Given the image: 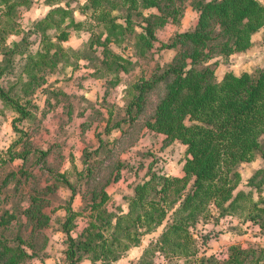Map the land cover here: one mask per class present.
I'll list each match as a JSON object with an SVG mask.
<instances>
[{"label": "trees", "instance_id": "1", "mask_svg": "<svg viewBox=\"0 0 264 264\" xmlns=\"http://www.w3.org/2000/svg\"><path fill=\"white\" fill-rule=\"evenodd\" d=\"M36 1L0 0V115L15 113V137L7 149L0 148V264L44 260L56 229L65 235V264L86 258L114 264L159 226L158 239L130 264H153L156 255L168 264H264L262 245L233 244L226 257L199 255L193 232L227 214L244 216L264 230V196H253L264 189V167L245 181L249 191L238 190L241 165L264 158V67L240 74L225 68L222 77L218 74L233 54L254 46L264 27V0H86L79 6L84 19L75 16L76 0H45L48 13L22 26L21 7ZM188 6L197 23L157 46V32L168 24L181 26ZM81 30L89 33L81 47L64 44ZM12 34L19 39L9 43ZM160 49L174 55L162 63L155 54ZM153 57L154 67L146 61ZM82 62L90 69L83 79L104 81L98 106L83 105L82 98L75 106L76 94L63 83ZM121 85L123 103L111 99L112 89ZM158 85L162 97L144 126L164 134L163 148L176 140L186 146L183 172L172 174L154 159L142 162L136 173L145 167L147 172L130 183L124 212L108 186L122 179L127 163L120 158L103 183L99 170L113 155L118 140L113 131L125 134L140 124L148 95ZM38 91L44 95L42 107ZM60 105L70 117L92 108L95 117L81 127L84 132L102 128L96 145L85 146L80 164L73 152L65 153V142L42 138L44 117ZM66 159L70 168L62 170ZM77 195L83 204L75 209ZM59 209L66 210L64 218ZM81 217L88 223L74 236Z\"/></svg>", "mask_w": 264, "mask_h": 264}, {"label": "crops", "instance_id": "2", "mask_svg": "<svg viewBox=\"0 0 264 264\" xmlns=\"http://www.w3.org/2000/svg\"><path fill=\"white\" fill-rule=\"evenodd\" d=\"M85 2H86V0H76V1H73V3H72L75 16L78 19H84L85 18V15H83L81 13L80 8H79V6H81V4H84ZM50 8H51V5L48 4L45 0H37L34 4H32L30 6L21 7L22 17H21V23L20 24L22 26L31 25L35 20L43 18L48 13ZM38 9H39V11H38ZM184 19H185V17H184ZM184 19H183V22H184ZM197 20H198V15H197V19H196V22L194 23V25L197 23ZM181 29H185V28H181ZM85 33H87L88 36L86 39H83L80 42V45H82L89 38V33L85 30L73 32V35L70 37L69 40L65 41L64 44L71 45L73 41L80 39L81 36H83V34H85ZM18 39H19L18 35L12 34L11 37L9 38V43L14 42L15 40H18ZM73 47H75V46H73ZM252 49H253V47L247 51L235 53L231 56V58L243 57V56L247 57V55H249L251 53ZM85 64H86L85 62H82V65H81V68H83L85 71L84 75L88 70H90L89 68H87V66ZM81 68H79L78 70H75L72 73L68 72V75L69 76L71 75L72 78H70L67 81V83H65V81L63 83L66 86V88L69 91H71L73 94H76L74 88L76 90H79L82 93H84L85 96H84L83 100L85 101L87 106L91 107L92 106L91 104L98 106L99 105L98 102H100V104H101V102L104 100V94L106 91V88L104 86V81L101 79L84 78L85 80L89 81V83L86 84V86H88V87H86L84 89H79L82 86L76 85V82L81 83L80 82L81 77H79V75H82L81 74L82 72H80ZM223 73H224V71H223ZM77 77H79V79L75 80ZM54 79H55V76L50 77L49 81H52ZM95 83H97V84L99 83L101 85L100 91H99V88H97ZM91 84H92V88L90 86ZM122 86L125 87L124 85H122ZM99 92H100V94H98ZM35 96H36L37 103L42 107L44 105V95L40 91H38ZM77 100H79L78 96L76 98V101ZM76 101H74L75 106H78L79 101H77V102ZM117 101L123 103L122 99L117 100ZM61 106H63V105H60L55 111L48 113L44 117L42 138L46 141H55L58 138L63 143L65 142L66 143L65 153L69 154L70 152H73L78 158L77 163L80 164V159L83 155V150H84L85 146L88 143H93L96 145V143L98 142V138L96 136L97 130L99 131L102 128L95 126V128L88 129L86 132L83 131V129L81 127V123L88 120V119L91 120L95 117V114H94V111L92 110V108L91 109L88 108L87 110H85V112H82L79 115H78V113H75V115L70 117L69 115L65 114L64 108ZM14 114L15 113L13 111H11V112H6L5 116L0 115V148L1 149H7L15 137V132H14L13 125H12V119H13ZM95 123H97V122H95ZM62 124H67V125H65V127H62ZM143 133H145V132L143 131ZM126 134L127 133L123 134L122 130L116 129L113 131L112 137L114 136V137L118 138V140H119V137H123ZM147 134H148V137L150 135H153V138H155L157 136V137H159V140H161V141L164 138V134H162V133H155V132L148 131L144 135L147 136ZM103 137H107V135L103 134ZM116 143H117V141H116ZM185 148H186V146H185ZM185 148H184V150H185ZM18 163H19V161L15 160L14 164H18ZM183 164H184V162H182L180 160L181 166L179 168V171L170 172V173L175 174V175H181L183 172ZM70 165H71L70 160L66 159L62 170L69 169ZM263 167H264V158L261 156H258L257 158H255L250 163H243L241 165V172L243 174V182L241 183V185H239L238 190L243 189L245 191H249L250 187L244 185L245 181H247L248 178L253 176L257 170H259ZM146 172H147L146 167L143 168L142 170H140L139 171V175H140L139 178L143 177L146 174ZM118 181L119 180H117L115 182H118ZM113 182H111V184L108 186V191L111 193V195L113 197L112 199H113L115 205H121L123 211L128 212V209H129L128 201L125 199V195L131 194L133 192L132 187L130 185V183L133 181H130L128 183V190L123 192L122 198H116V196L112 192L111 186L114 184ZM253 196H254L255 200H258L260 198V196H264V189L262 192L254 191ZM82 204H83L82 196L77 195L73 200V207L75 209H78L81 207ZM111 207H113V206H111ZM57 215H59L61 218H64L66 215V210L65 209H59L57 211ZM211 221H209V223L201 224V226L205 227V229H203V231H206V234H204V235H206L207 238H210L212 236L211 234H209L210 232H207L208 230L206 228V227H209L211 225L210 224ZM213 221L216 223V225L219 227V229L222 230V232L219 233V235L217 237L218 241H215L213 243V245H215V244L218 245V250H221L222 256L226 257L228 255V249L233 244H240L244 247H248L250 245H262V246H264V230L262 229V227L259 224H255L254 222L250 221L249 219L245 220L244 216L235 215V214L234 215L233 214H227V215L221 216L217 220H213ZM87 223H88L87 218L81 217L78 221L77 227L72 232L73 235L79 236L81 234V232L83 231L84 227L87 225ZM212 226H213V224H212ZM162 230H163V226H159L154 231L147 233L143 237V239L139 245L133 246L132 248H130L127 251V253L123 257H121L119 260H117L114 264H130L131 260H139L143 256L145 250L150 246L151 242L156 241L158 239ZM209 230L212 231L211 228H209ZM253 230L255 231V233L251 234L252 233L251 231H253ZM64 237H65L64 232L59 230V229H56L54 232H52L51 233V241H50V244L48 247L50 254L44 260L38 259V260L34 261V264H65L64 249H65L66 245L64 242ZM55 246L57 247V250L53 251V247H55ZM220 246H221V248H220ZM214 250L215 249H211L209 251V253L207 252L206 254L212 255L210 253L214 254V252H213ZM157 256L158 255H156L153 258V264H158ZM82 264H92V261L90 259L86 258L82 261ZM163 264H168L167 259H165Z\"/></svg>", "mask_w": 264, "mask_h": 264}, {"label": "rangeland", "instance_id": "3", "mask_svg": "<svg viewBox=\"0 0 264 264\" xmlns=\"http://www.w3.org/2000/svg\"><path fill=\"white\" fill-rule=\"evenodd\" d=\"M196 19H197V13L190 6H188L186 8L185 19L182 26H178L175 24H168L157 32L158 35L157 38L158 41L156 42L157 46L160 47L161 43L163 41L168 40L176 31H178V29L181 28L187 29L193 26L194 23L196 22ZM87 36H88L87 33L83 34V36H81L80 39L73 41L71 46H75L76 48L81 47L80 42L83 39H86ZM155 54H156V59L158 58L157 59L158 61H162V63H164L172 58L174 52L167 50L164 51L163 49H160V50H156ZM146 61H148V64L151 63L152 67H154V65L157 64V61H155L154 57L149 58ZM146 61H142V62L145 63ZM261 67H264V27L261 29L260 33L256 36L255 44L253 46L251 53L247 55V57L243 56V57L231 58L227 66L225 65L220 66V72L218 74L220 77H222L224 74L223 70L225 68L227 69L232 68L233 71H235L237 74H240L244 71L253 72ZM80 72H82L81 73L82 75H79V77H81L80 79L81 83L76 82V85H81L83 88L80 87L79 89H84L88 87L86 86V84L89 83V81L82 78L85 72L83 68L80 69ZM79 77H77L75 80L79 79ZM95 84L100 91L101 85L99 83L98 84L95 83ZM90 86L92 88V84ZM123 88L124 87L122 85L113 88L111 93L112 94L111 99L113 98V100H121L123 97V90H124ZM74 90L76 92V96H78L79 99H81L82 97V100H80L82 104L86 105L85 101H83L85 94L79 90H76L75 88ZM98 94H100V92ZM162 94H163V85H158L149 93L147 106L142 114L140 124H138L135 128H133L129 133H127L123 137H119V140H117V143H115L113 155H111L110 157H105V155L103 154V156L106 159L104 162V167L101 170H99L98 181L100 183L105 182L107 178H112L113 174L111 172L114 170V166L116 165L117 161L120 158L124 159L125 163H127V165L123 169L124 174L122 179H120L118 182L114 181L113 182L114 184L111 186V190L116 196V198H122L123 192L128 190V183L130 181H136L140 177V175L136 173V170L139 166L142 165V162H149L148 160L154 159L157 161L158 166L164 168V170L166 171L169 172L179 171V168L181 166L180 160L182 158L185 145L181 143L179 140H176L168 147L163 148L161 143L162 141L159 140V137L156 136L155 138H153V135H150L149 137L148 134L147 136L144 135L148 132L147 131L148 129H146L144 123L147 119H149L152 116L158 101L162 97ZM143 131L145 133H143ZM144 152L146 153L148 152L149 155H147V157L142 156L141 154H143ZM210 224L211 225L209 227H206L208 230L207 232H210L209 234L212 235L210 238L205 239L206 235L204 234H206V231H203L205 227L201 226V224H198L197 228L195 227L193 230L194 236L197 239L200 246L199 255L206 254L207 252L209 253L211 249H215L213 251L214 254H216L217 256H222L221 250H218V245L217 244L213 245L215 241H218L217 237L219 233L222 232V230L219 229V227L216 225V223L213 220L211 221ZM212 224L214 227L212 226ZM209 228H211L212 231H210ZM251 232H250L251 234L255 233L254 230ZM56 250L57 247L56 246L53 247V251Z\"/></svg>", "mask_w": 264, "mask_h": 264}, {"label": "built area", "instance_id": "4", "mask_svg": "<svg viewBox=\"0 0 264 264\" xmlns=\"http://www.w3.org/2000/svg\"><path fill=\"white\" fill-rule=\"evenodd\" d=\"M157 260H158V264H163L164 261H165V259H164L163 256H161V255H158V256H157Z\"/></svg>", "mask_w": 264, "mask_h": 264}]
</instances>
